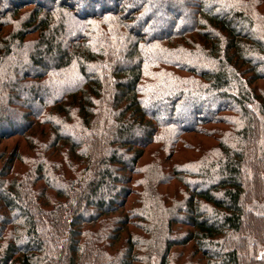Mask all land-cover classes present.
I'll list each match as a JSON object with an SVG mask.
<instances>
[{
	"label": "trees",
	"instance_id": "trees-1",
	"mask_svg": "<svg viewBox=\"0 0 264 264\" xmlns=\"http://www.w3.org/2000/svg\"><path fill=\"white\" fill-rule=\"evenodd\" d=\"M0 264H264V0H0Z\"/></svg>",
	"mask_w": 264,
	"mask_h": 264
}]
</instances>
